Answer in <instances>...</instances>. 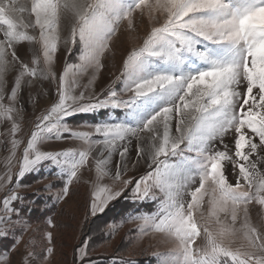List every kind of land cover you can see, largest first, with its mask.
<instances>
[{
	"label": "snow or ice",
	"instance_id": "1",
	"mask_svg": "<svg viewBox=\"0 0 264 264\" xmlns=\"http://www.w3.org/2000/svg\"><path fill=\"white\" fill-rule=\"evenodd\" d=\"M25 12L34 20L26 22ZM62 19L72 22L63 43L79 41L81 60L94 69L93 75L77 92L79 72L73 68L78 66L66 64L55 102L36 117L22 157L16 161L17 181L49 162L63 181L54 196L59 203L73 183L81 181V170L88 168L91 158L96 187L89 214L103 213L131 185L125 198L133 204L153 203L155 210L131 214L127 221H139V235L162 233L173 245L168 254H156L158 264H264V230L251 222L248 213L253 201L264 206V0H31L30 8L25 0H0V116L11 121L0 191L13 184L12 169L22 143L16 138L20 124L13 115L22 111L15 107L18 94L25 77L38 75L36 67L17 56L15 46L24 41L39 43L45 65L39 78L55 82L52 66L61 43ZM124 22L130 35L139 23L146 22L150 31L116 77L122 78V89L109 86L99 93L89 91L104 67V53ZM29 28L38 29L39 35H30ZM13 68L17 74L5 103L4 89ZM105 109H120L123 115L89 125L92 131H76L66 122L76 114ZM94 135L100 139L93 140ZM63 139L80 141L83 147L40 148ZM133 139L138 142L134 159L129 156ZM97 148L100 151L92 156ZM117 154L112 175L109 165ZM229 166L235 184L228 180ZM140 168L145 170L142 175L125 178ZM105 178L112 185L101 184ZM43 191L51 193L52 186ZM205 196L209 197L208 218L202 211ZM18 202L24 198L13 184L0 200V237L16 229L20 235L8 252L0 254V264H11L24 232L31 227L24 223ZM47 224L49 229L56 227L51 218ZM202 232L203 242L194 248ZM44 238L43 255L34 251L30 240L16 264H48L54 255L53 232L46 230ZM89 255L86 239L74 250V264H94L86 260Z\"/></svg>",
	"mask_w": 264,
	"mask_h": 264
},
{
	"label": "rangeland",
	"instance_id": "2",
	"mask_svg": "<svg viewBox=\"0 0 264 264\" xmlns=\"http://www.w3.org/2000/svg\"><path fill=\"white\" fill-rule=\"evenodd\" d=\"M25 3L30 8L31 0H25ZM139 15V12L135 13L136 17H139ZM23 16L26 22L29 19L34 20V17H30L28 12H25ZM71 23L70 19L61 20L59 29L61 43L58 45L55 62L52 66V70L57 77L55 82L51 79L39 78L40 71L45 68L39 43L24 41L15 46L17 56L27 63L29 67H36L38 73L36 78L25 77V82L22 85L15 104V107L18 110L22 109V111H20L19 114H13L14 119L20 124V131L16 134V138L22 140V143L17 149L16 159L14 161L15 167L12 169L13 184L18 186L19 194L24 198V202H18L16 207L20 209V215L23 217L24 223L31 225L23 234V238L19 245V252H22L24 245L32 240L34 241V251L39 255H43L44 245L47 243L44 238V233L46 230H51L54 234V255L48 260V264H74V250L84 243L86 239L90 252L86 260H91L94 264H103L105 260L112 261L117 258H126V260L123 261H127L129 264H158V256L156 254H168L173 245L166 242V237L162 233L151 232L148 235H139V221H127V216L137 213L134 212V207L140 205L133 204L130 200L125 198L129 196L131 185L121 197L110 201L103 213H98L96 216H91L89 214L92 192L96 187L94 183V161L91 158L88 162V168L92 170L89 171L88 168L82 169L80 173L82 177L81 181L79 183L74 182L69 190V195L59 203L54 199V196L61 188L63 181L57 178V169L49 162L42 164L39 171L26 174L25 177L17 181L15 173L19 170V164L16 161H19L22 157L27 140L30 138L31 132L35 128L36 117L45 113L55 102L57 83L59 82V77L63 73L66 64L78 66L73 68V71L79 72L77 80L80 87L76 89L77 92L88 85L93 75L94 69L89 67L86 61L81 60L83 46L79 41H77L75 45H65L63 43V40L70 36ZM125 26L126 22L121 25L117 35L113 37L109 51L104 53L101 59V63L104 67L96 75L94 84L89 91L99 93L102 90L106 91L109 86L114 87L117 91L122 89V78L121 80H117L116 77L119 76L123 70V64L127 56L133 48L139 47L143 43V39L150 31V27L146 22L139 23L136 32L131 35L125 30ZM28 32L30 35H39L38 29L29 28ZM0 39H3L2 33H0ZM69 48H71L70 54ZM9 59H11V56H9ZM33 59L39 60V64L34 65L32 63ZM16 74L17 68H13L7 76V85L4 89L5 103H8V97L13 88ZM29 81H31V83H29ZM30 97L34 98V103L30 100ZM124 98H126V96ZM104 111L110 113L113 110L105 109L93 114L96 115ZM89 115L92 114H76L67 118L66 122L76 131H92L88 126L99 122L93 121L91 118H86L90 117ZM115 119L114 115L111 114L103 118L101 122ZM10 128L11 121L0 116V175H3L6 171V158L9 156L10 148L8 141L11 139V136L8 134ZM92 139L96 140L100 139V137L94 135ZM137 143L138 142L133 139L129 152V156L132 159L136 157ZM82 147V143L74 139L52 140L40 145L43 151H62L69 148ZM181 147H184V145H181ZM99 151V148L95 149L92 156H96ZM185 155L191 156L194 154L185 153ZM118 159V154L114 155L112 163L109 165L112 175L115 174V163ZM252 159H256V156H253ZM144 171L143 168H140L138 171H129L125 178L142 175ZM41 173L42 176L40 175ZM33 175H38L39 179L31 181L30 177ZM227 175L229 182L235 184V178L231 174V166H229ZM133 183H135V181H133ZM13 184L7 185L4 191H0V200H2L6 194L7 188H11ZM101 184L112 185V180L110 178H105ZM46 186H52L51 193L43 191ZM101 195L103 196V194ZM185 199L188 200L190 197L186 196ZM208 199L209 197L205 196V205L202 209L206 218H208ZM43 200L47 201L43 203ZM131 206L133 209L129 210L128 207ZM52 207L53 209H51ZM154 210L155 205L152 210L147 212H153ZM141 212L146 211L142 210ZM248 213L251 222L254 225L260 226L261 230H264V206L253 201L248 205ZM197 217L199 218V213H197ZM49 218H51L56 225L54 229L48 228L47 220ZM209 219L211 220L212 218ZM121 221L124 222L121 223ZM239 223L240 221L238 219L237 227H239ZM203 224L204 221H201V226H203ZM109 225H116V227L113 229L109 227ZM209 226L215 227L212 223H210ZM18 235H20V229H16L15 232L10 231L7 236L0 237V241H5L4 243L6 245L4 250H0V254L8 252L16 242V237ZM203 236L204 234L202 232L201 237L198 238L196 244L193 245L194 248L203 242ZM240 242V240H237V244ZM19 252L13 253L11 264H16V261L19 260Z\"/></svg>",
	"mask_w": 264,
	"mask_h": 264
},
{
	"label": "trees",
	"instance_id": "3",
	"mask_svg": "<svg viewBox=\"0 0 264 264\" xmlns=\"http://www.w3.org/2000/svg\"><path fill=\"white\" fill-rule=\"evenodd\" d=\"M111 114L114 115V117L116 119H118V118H121L122 117L123 110H117L116 109V110L111 111L110 113H108V111H104L102 113L99 112L96 115L95 114H92V115H89L90 117H86V118H91V120H93V121L101 122L103 120V118H106V117L110 116ZM40 175L42 176V173ZM38 177H39L38 175H33L30 178H31V181H36V180L39 179ZM47 200H49V199H47ZM46 201L43 200V203H45ZM138 207H140V208H138ZM138 207H134V209H133V207L131 206V207H128V209L129 210H132L133 209L134 212H141L142 210H145L147 212V211H150V210L153 209L154 204L153 203H143V204H140ZM51 209H53V207ZM30 215H32V214H30ZM4 242H1L0 241V246H1L0 247V250H4V248H6V245H5ZM6 243H7V241H6ZM123 260H126V258H117V259L112 260V261H110V260L109 261L108 260L106 261L105 260V262H103V264H129L127 261L124 262Z\"/></svg>",
	"mask_w": 264,
	"mask_h": 264
}]
</instances>
